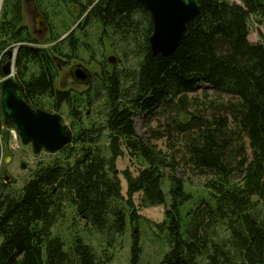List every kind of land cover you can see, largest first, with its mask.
Masks as SVG:
<instances>
[{"label":"trees","instance_id":"obj_1","mask_svg":"<svg viewBox=\"0 0 264 264\" xmlns=\"http://www.w3.org/2000/svg\"><path fill=\"white\" fill-rule=\"evenodd\" d=\"M197 1L199 13L182 43L161 56L150 51L152 21L138 1L58 0L78 7L80 27L101 26L119 61L102 66L86 89L59 90L56 58L82 59L79 33L65 23L45 46L25 24L23 0H2L0 77L10 50L13 76L32 107L61 113L65 106L78 118L81 108L98 106L104 122L71 131L59 157L39 164L20 188L0 175V264H108L111 255L80 235L66 243L52 232L66 205L106 244L131 224L132 261L140 252L138 222H149L137 206L164 205L156 226L169 247L161 264H264V41L248 38L252 18L264 27V0ZM201 86L228 98L211 103L206 116L196 111L173 119L183 132L181 160L178 146L163 150L137 134L136 116L174 99L182 106ZM9 131L0 110V154ZM124 150L137 164L134 171L117 170ZM180 167L202 178L203 194L187 190Z\"/></svg>","mask_w":264,"mask_h":264},{"label":"rangeland","instance_id":"obj_2","mask_svg":"<svg viewBox=\"0 0 264 264\" xmlns=\"http://www.w3.org/2000/svg\"><path fill=\"white\" fill-rule=\"evenodd\" d=\"M229 1L240 3V0ZM57 3L58 0H23L25 24L41 42H47V39L54 34L61 33L65 23L70 25L71 30H76L75 32L79 33L80 41L83 42V48L80 52L82 59L64 63L62 57L56 58L58 70L55 85L59 90L86 89L88 85L77 83L70 77V67L81 63L95 77L101 73L102 66L108 70L114 64L119 65L117 55L109 46L105 35L101 32V26L97 24L86 25L84 23L83 29V26L80 27L79 25H81L84 15L80 13L78 7L61 6ZM38 16L41 19L43 30L40 33H35L34 26ZM259 32L262 33V38L259 37ZM67 33H64L60 39ZM248 38L252 42L264 41V27L258 25L253 18L250 21ZM44 45L49 46L50 43L47 42ZM109 58H112V61H109ZM1 79L0 77V81ZM227 98V95L216 94L213 89L201 86L187 94L186 102L181 104L182 106H179L176 102L177 99H174L175 102L163 103L155 107L152 113L136 116L134 118L135 130L139 136L149 139L150 142L163 150L168 149L169 146H178L177 154L179 155V160H181L183 149H181L179 142L183 132L181 133L174 126L173 119L185 120L189 113H196V111L206 116V114L211 112L209 108L211 103H219ZM96 107L98 106H88L85 107L86 109H79L80 116L78 118L72 117L65 106L62 107L59 114L62 117L63 123L71 131H79L83 127H89L96 120L99 124L103 125V115L96 112ZM9 132L11 136L8 145L4 147L0 154V175H7L10 178L8 182H12L11 185L16 189L22 186L39 164L45 165L51 163L59 157V153L58 151L51 153L45 150L34 153L30 143H21L19 136L13 128L10 127ZM106 140L104 136H101L100 143L104 144ZM136 165V162L129 160L125 150L116 160L118 171L126 168L134 171ZM180 166L182 165L180 164ZM180 170L185 177L187 190L191 191L194 196L203 194L202 178L187 168L180 167ZM118 177L121 181V192L125 195V180L120 173ZM134 201L136 204L138 203L137 194L134 195ZM137 212L149 222H145L143 219L138 222V245L140 246V252L135 261H132L131 255V245L133 242L131 224L127 225L125 232L121 236H115L110 240L109 244H106V239L102 234L86 224L84 219L76 214L71 205H66L64 216L56 221L52 232L60 235L66 243L70 241L73 234L80 235L97 252L111 255V261L108 264H161L162 257L169 247L166 235L164 232L158 231L156 226V223H160L163 218L164 205L145 208L137 206Z\"/></svg>","mask_w":264,"mask_h":264},{"label":"water","instance_id":"obj_3","mask_svg":"<svg viewBox=\"0 0 264 264\" xmlns=\"http://www.w3.org/2000/svg\"><path fill=\"white\" fill-rule=\"evenodd\" d=\"M150 13L152 32L149 48L152 54L166 56L171 54L184 39L189 22L200 10L197 0H136ZM37 17L34 32L42 29ZM14 53L7 52V60L1 66L0 110L5 125L13 128L21 143H30L34 153L41 150L56 152L71 140V130L63 123L58 112L32 107L20 93V86L13 76ZM112 61V58H109ZM70 77L77 83L87 84L90 71L81 63L69 69ZM4 181L10 178L3 176Z\"/></svg>","mask_w":264,"mask_h":264},{"label":"flooded vegetation","instance_id":"obj_4","mask_svg":"<svg viewBox=\"0 0 264 264\" xmlns=\"http://www.w3.org/2000/svg\"><path fill=\"white\" fill-rule=\"evenodd\" d=\"M83 29H84V27H83ZM93 77H94V74L91 73V79H90V81L87 84H84V85H88L89 86V84H91L92 81H93Z\"/></svg>","mask_w":264,"mask_h":264},{"label":"bare ground","instance_id":"obj_5","mask_svg":"<svg viewBox=\"0 0 264 264\" xmlns=\"http://www.w3.org/2000/svg\"><path fill=\"white\" fill-rule=\"evenodd\" d=\"M2 0H0V7H1Z\"/></svg>","mask_w":264,"mask_h":264}]
</instances>
